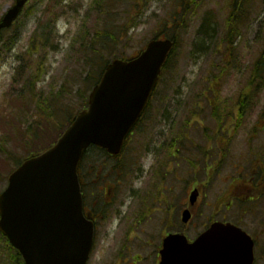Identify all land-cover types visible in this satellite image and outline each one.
Instances as JSON below:
<instances>
[{"label": "rangeland", "instance_id": "374dc122", "mask_svg": "<svg viewBox=\"0 0 264 264\" xmlns=\"http://www.w3.org/2000/svg\"><path fill=\"white\" fill-rule=\"evenodd\" d=\"M13 3L0 0V17ZM181 18L168 67L121 155L97 157L104 169L82 182L84 207L98 224L87 264L118 247L151 264L166 232L192 239L212 220L247 231L253 264H264V195L253 202L247 193L253 173L264 171V85L241 96L264 49V0H29L0 42V192L15 164L56 139L83 108L92 85L84 77L94 71L83 60L98 35L122 32L114 53L136 54ZM230 18L235 30L227 38ZM184 207L192 213L185 228ZM5 251L0 241V264H12Z\"/></svg>", "mask_w": 264, "mask_h": 264}, {"label": "water", "instance_id": "95a60500", "mask_svg": "<svg viewBox=\"0 0 264 264\" xmlns=\"http://www.w3.org/2000/svg\"><path fill=\"white\" fill-rule=\"evenodd\" d=\"M28 0H14L0 19L8 28ZM173 46L170 38L149 40L129 59L115 58L104 68L56 142L24 160L0 193V231L25 264H85L93 239V222L83 214L78 164L95 145L118 155L156 86ZM198 190L189 195L194 204ZM191 217L189 209L181 222ZM158 264H252L253 239L239 226L213 221L189 241L181 232L162 240Z\"/></svg>", "mask_w": 264, "mask_h": 264}, {"label": "trees", "instance_id": "16d2710c", "mask_svg": "<svg viewBox=\"0 0 264 264\" xmlns=\"http://www.w3.org/2000/svg\"><path fill=\"white\" fill-rule=\"evenodd\" d=\"M28 3V2H27ZM26 3V4H27ZM25 4V6H26ZM241 13V12H240ZM241 18L243 17L242 14H240ZM18 19V18H17ZM229 20H232V21H229L228 22V29H229V32L226 34L227 38H229L232 34V31L235 30V27H231L234 25V19L233 18H230ZM172 31H169V32H166L165 33V36L164 37H168L170 39L173 40V48H172V51L166 61V63L164 64V67L161 71V74L165 71V69H167L168 67V64L170 62V59L172 57V53L176 47V44H177V39H178V36H179V28H182L183 26V18H181L179 21H172ZM231 30V32H230ZM7 31V29H1L0 30V42L2 43V38H3V33ZM44 33V32H42ZM53 34V30L51 28V26H48V34ZM95 37L98 35V34H95ZM105 35V34H104ZM124 35H122V32L121 33H118V34H111V33H108V38H105L104 36L101 37L100 35L97 36V41L93 44L97 47H93L92 46V43L90 44V51L89 53L86 55V57H84V60H83V63L86 62V64H88L90 67L92 66V68L94 67V71H92V74L90 73V71L87 72L86 76L84 77L85 80H87L88 82V86L90 87V85L96 83V81L99 79L105 65L110 61V56H114V57H120V58H123V59H127V58H130L136 54H126L125 52H120V53H114V50L115 48H118V47H121V44L119 43L122 38H123ZM153 38H163L162 36L160 35H154ZM230 43L232 42L229 41ZM108 55L106 57L105 60H102L101 59V56L102 55ZM263 73H264V49H263V52L260 54V56L258 57V60L256 61V63L254 64L253 66V69H252V73H251V78H249V85H248V88L249 90L248 91H245L241 94V96H244V97H247V96H250V94H252L251 92L254 91V89L256 88H261L263 85H264V78H263ZM162 76V75H161ZM160 76V78H161ZM254 79L257 80V82L255 84H253L254 82ZM33 84L35 83V78H34V82H32ZM91 85V86H92ZM208 90L210 92H212L213 90L211 88H208ZM154 94H155V91H154ZM154 96V95H153ZM239 104H241L243 101H244V98L243 97H240L239 98ZM86 102L87 100H85L84 102V106H86ZM37 105H43L42 102L40 103H37ZM210 105V111L212 114H217L214 107L216 106L214 100L212 101V104H209ZM42 107V106H41ZM45 106H43V108H40L39 109L42 111V114L45 115L46 118H48L52 113L51 111H46V108H44ZM243 109V108H242ZM241 114V113H240ZM71 120V117L68 118V123L69 121ZM34 127V126H33ZM29 133H30V137L31 138H34L35 136H37V129L36 128H30L29 129ZM55 141V139L53 140H49V143L43 147H38L36 150H33L32 152H30L28 154V156H32V155H35L41 151H43L44 149H46L47 147H49L51 144H53V142ZM99 157V158H111L109 155L106 154V152L103 150V149H99L95 146H92L90 147L84 154L83 156V159L79 165V176H80V180H81V185L82 187H86L84 183H82L84 181V179H86V177L88 178H91V177H95L97 176L98 174V168L99 167H103L104 169V166H105V163L103 162H100V163H97L95 162V159ZM116 158V157H114ZM20 162H17V164H19ZM87 167L88 168V173L87 175H85L83 172H81V169H83L84 167ZM116 168L118 167H110V170L113 171V172H119V168L118 170H116ZM110 170H107V171H110ZM121 173V172H120ZM0 241L3 245V248L7 251H5L8 255V259L9 261H11L12 264H23V260L21 258V255L17 252V250H15L14 248H12L6 238L0 233Z\"/></svg>", "mask_w": 264, "mask_h": 264}, {"label": "flooded vegetation", "instance_id": "af4514ba", "mask_svg": "<svg viewBox=\"0 0 264 264\" xmlns=\"http://www.w3.org/2000/svg\"><path fill=\"white\" fill-rule=\"evenodd\" d=\"M249 188L251 189V191L249 189L247 192L250 195V197H248V198H249V200H251L253 202H255L259 198L260 195L261 196L264 195V171L259 170L258 172L253 173L251 184L249 183ZM258 207L259 206H255V208H258ZM184 208H186V207H184ZM90 216H91V219L94 221V225H95V234H94L95 238H94V245L92 246V249H91V252H90V255L88 258L89 259L88 262L93 257V252L95 249V244H96V239H97L96 238L97 237L96 232L98 229V224L96 223V219H95L96 217H94L93 215H90ZM173 220H174V218H173ZM168 225H170V224H168ZM182 226L185 228V227H187V224L186 225L182 224ZM168 232H166L165 234H167ZM173 232H177V231H173ZM161 246H162V239L159 241V243L157 244V246L155 248V255H154V258H153L151 264H158V262L160 260L159 251L161 249ZM118 249H119V247H118ZM117 250L115 251L116 255H113L110 257L96 256V258H95L96 263L94 262V264H144V262L146 261V258L143 257L142 252L139 255H135L134 257L130 258L127 255L128 250H126L124 247H120L118 252H117Z\"/></svg>", "mask_w": 264, "mask_h": 264}]
</instances>
